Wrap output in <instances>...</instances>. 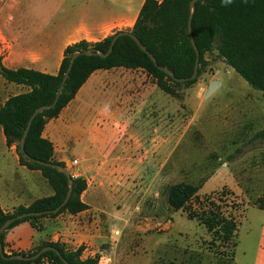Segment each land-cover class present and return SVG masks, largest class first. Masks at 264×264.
<instances>
[{"label":"crops","instance_id":"crops-1","mask_svg":"<svg viewBox=\"0 0 264 264\" xmlns=\"http://www.w3.org/2000/svg\"><path fill=\"white\" fill-rule=\"evenodd\" d=\"M143 2L56 0L49 15L33 17L21 10V2L10 0L0 17L2 63L11 69L56 74L67 45L81 40L94 43L116 31L130 30ZM2 78L0 106L9 96L4 82L15 84ZM15 85L22 88L20 92L28 90ZM204 90L201 80L191 89L201 97ZM171 98L143 68L117 66L92 71L59 114L45 122L41 133L51 142L56 161L70 169V162L77 160L81 175L71 176L86 181L80 194L86 208L74 214L62 211L41 217L35 227L22 221L7 230L4 247L8 243L12 253H25L42 241H51L72 251L81 248L80 258L97 256V264H164L166 252L155 253L147 247L154 233L152 219L123 211L133 204L108 201L107 192H125L132 188L129 178L140 176L146 181L152 176L155 143L151 134L159 126L150 121L154 115L164 121L178 104ZM162 140V146L168 144L169 135ZM52 194L40 170L20 164L15 144L6 143L0 126L1 210L10 212ZM37 229L49 232L35 244Z\"/></svg>","mask_w":264,"mask_h":264},{"label":"trees","instance_id":"trees-1","mask_svg":"<svg viewBox=\"0 0 264 264\" xmlns=\"http://www.w3.org/2000/svg\"><path fill=\"white\" fill-rule=\"evenodd\" d=\"M189 2L190 0H144L133 26L128 30L153 54L159 65L172 70L176 77L190 76L196 59L187 33ZM191 32L199 53L198 69L194 79L184 82L175 81L158 69L128 35L119 36L111 53L105 57L86 54L77 56L55 105L38 113L32 119L24 141L25 152L33 158L65 167L63 162L54 159L53 146L49 140L42 137V129L48 119L59 114L89 74L96 69L117 66L143 68L153 77L161 90L173 96L176 95L175 87L190 86L204 74L205 54L216 44L218 55L225 63L249 86L264 92V0H198L195 2L191 19ZM114 33L94 43L81 40L67 45L56 74L23 67L11 69L2 63L0 57V76L8 82L28 88L25 92L9 95L0 106V126L6 143L8 145L14 143L20 164L29 169L40 170L53 190L52 195L37 198L28 206H17L10 212H3L0 208V226L9 217L22 212H43L40 215H29L13 221L1 235L3 249L6 230L22 221H29L35 227V222L41 217H53L62 211L74 214L86 208L80 199L86 181L82 177L71 176L72 193L67 203L57 212H46L58 206L64 199L68 189L67 177L55 168L24 157L19 148V140L33 110L53 101L72 53L89 48L106 51ZM202 184L179 182L170 185L166 193L169 207L173 211L182 210L188 218L203 224L211 233L213 240L232 242L237 235V215L224 210L227 206L221 203L230 201V208L241 209L242 213L243 208H239L241 203L235 202L233 192L225 188L199 196L198 190ZM254 204L264 210L263 197H258ZM47 245L56 247L71 264L98 262L97 256L80 258L81 248L68 251L58 242L51 241H42L34 251L20 254L33 255ZM232 245L236 246V242L233 241ZM233 254L232 251V260ZM44 255L51 257L58 264H63L52 250H47L38 257ZM0 261L24 262L17 259L4 260L1 257Z\"/></svg>","mask_w":264,"mask_h":264},{"label":"rangeland","instance_id":"rangeland-1","mask_svg":"<svg viewBox=\"0 0 264 264\" xmlns=\"http://www.w3.org/2000/svg\"><path fill=\"white\" fill-rule=\"evenodd\" d=\"M9 1L0 0V17ZM12 1L21 2V10L33 17L49 15L56 2ZM203 72L210 74L208 80L218 79L220 86L206 99L191 91L194 83L174 88L176 95L171 99L177 101L176 107L164 121L156 115L150 121L159 126L151 134L155 143L152 176L146 181L140 176L129 178L132 188L125 192L108 190L107 200L131 202L133 207L122 210L140 219H152L154 233L147 247L155 253L164 250V264H264V210L254 204L258 197L264 198V92L249 86L229 67L218 55L216 44L205 54ZM200 80L202 75L195 82ZM202 84L205 89L206 83ZM3 85L5 95L22 90L15 84ZM167 135L169 143L162 146L159 141ZM77 163L71 161L70 169L65 166L70 175H81ZM179 182L203 183L199 196L223 188L233 192L242 213L241 209L230 208V201L221 205L237 215V235L233 239L236 246L233 241L213 240L203 224L188 218L182 210H171L167 189ZM47 232L49 229H37L33 242L38 243ZM11 250L7 243L6 251Z\"/></svg>","mask_w":264,"mask_h":264},{"label":"water","instance_id":"water-1","mask_svg":"<svg viewBox=\"0 0 264 264\" xmlns=\"http://www.w3.org/2000/svg\"><path fill=\"white\" fill-rule=\"evenodd\" d=\"M198 1V0H190L189 2V15H188V20H187V33H188V36H189V39H190V42H191V45L195 51V54H196V59H195V63H194V69H193V72L190 76L188 77H176L174 75V73L172 72V70H170L169 68L167 67H164V66H161L159 65L157 62H156V59L155 57L153 56V54L151 52H149L142 44L141 42L139 41V39L131 32V31H128V30H119L117 31L116 33L113 34L111 40H110V43L108 45V48L106 51H100V50H94L93 48H89V49H86V50H83V51H75L72 53V55L70 56V60H69V63L67 65V68L62 76V79L60 81V85L57 89V92L54 96V99L51 103H48V104H43V105H40L38 107H36L33 112L31 113V115L29 116L28 118V121L26 123V126L23 130V133H22V136L19 140V148H20V151L22 152L23 156L26 157L27 159L33 161V162H36L38 164H41V165H44V166H49V167H52V168H55L56 170L64 173L67 177V180H68V189H67V192L65 194V197L64 199L62 200V202L56 206L55 208L51 209V210H48L46 211L47 213H50V212H57L61 207H63L68 199L70 198L71 196V193H72V178H71V175L69 173V171L62 165L60 164H57V163H53V162H46V161H43V160H39V159H36V158H33L31 157L30 155H28L25 150H24V141H25V137L27 135V132H28V129L30 127V124H31V121L32 119L40 112L50 108V107H53L56 103V101L58 100V97L60 95V92L63 88V85H64V82L68 76V73L72 67V64H73V61L75 60V58L81 54H86V55H99L101 57H105L107 56L108 54L111 53L112 51V48H113V45L115 43V41L117 40V38L121 35H128L130 36L134 42L138 45V47L148 55V57L151 59V61L153 62V64L158 68L160 69L161 71H163L164 73H166L167 75H169L173 80L175 81H179V82H184V81H187V80H191V79H194L196 77V74H197V69H198V57H199V53H198V49L196 47V44L194 42V39H193V36H192V32H191V19H192V15H193V12L195 10V2ZM205 83H206V87H205V90H204V93H203V98L206 99L207 97H209L214 91L215 89L220 86V81L218 79H212V80H206L204 79L203 80ZM43 212H22V213H19L17 215H14V216H11L9 217L8 219H6L2 225L0 226V257L4 260H14V259H17V260H22V261H28V260H32V259H35L37 258L39 255H41L42 253H44L45 251L47 250H52L56 253V255L60 258V260L62 261L63 264H71L69 263L63 256L62 254L60 253V251L52 246V245H47V246H44L42 247L37 253L33 254V255H22L20 253H11V254H6L4 251H3V246H2V242H1V235L3 233V231L15 220L17 219H21L23 217H26V216H29V215H40L42 214Z\"/></svg>","mask_w":264,"mask_h":264},{"label":"built area","instance_id":"built-area-1","mask_svg":"<svg viewBox=\"0 0 264 264\" xmlns=\"http://www.w3.org/2000/svg\"><path fill=\"white\" fill-rule=\"evenodd\" d=\"M210 77V74H208L207 72H204V74L202 75V81L204 79L208 80ZM73 163H76L77 160L74 159L72 160ZM3 251L6 253V254H11L12 252L10 251H6V247H4ZM0 264H58L54 259H52L51 257L49 256H40V257H37L35 259H32V260H28V261H24L22 263H8V262H1L0 261Z\"/></svg>","mask_w":264,"mask_h":264}]
</instances>
